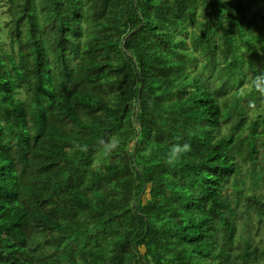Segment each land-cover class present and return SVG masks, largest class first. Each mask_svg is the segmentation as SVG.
I'll use <instances>...</instances> for the list:
<instances>
[{"label":"trees","instance_id":"trees-1","mask_svg":"<svg viewBox=\"0 0 264 264\" xmlns=\"http://www.w3.org/2000/svg\"><path fill=\"white\" fill-rule=\"evenodd\" d=\"M3 1L0 264H264V0Z\"/></svg>","mask_w":264,"mask_h":264},{"label":"clouds","instance_id":"clouds-1","mask_svg":"<svg viewBox=\"0 0 264 264\" xmlns=\"http://www.w3.org/2000/svg\"><path fill=\"white\" fill-rule=\"evenodd\" d=\"M251 84L256 92L260 93L261 95H264V72L257 74L251 81ZM176 139L178 140L179 138ZM99 143H100V147L98 151L102 154L105 160H110L113 157V155L120 150V146H121L120 141L116 137H112L108 140H101ZM76 148L78 151L81 152L88 151L87 145L78 144ZM191 151H192V146L189 143H183V144L179 142L172 143L169 151L166 153L165 162L169 166H174L181 161V159L184 157L185 154L190 153ZM255 183L257 185L261 184L259 181H256V179H255Z\"/></svg>","mask_w":264,"mask_h":264},{"label":"rangeland","instance_id":"rangeland-1","mask_svg":"<svg viewBox=\"0 0 264 264\" xmlns=\"http://www.w3.org/2000/svg\"><path fill=\"white\" fill-rule=\"evenodd\" d=\"M8 21V17L5 13V5H4V1L3 0H0V38H1V42H3L6 37H5V34H6V27H5V23ZM177 37L178 38H183V32L181 33H178L177 34ZM196 61H197V68H201V66L204 64V59L197 55V58H196ZM204 73L206 75H209L210 74V70L207 68ZM196 74H198L196 72ZM193 79H190L189 80V84H193ZM251 89V83H248V84H244L241 86V92H243L244 90L246 91H250ZM19 96H22V94H20ZM243 106H242V109L244 110V112L246 113V117L249 119L253 116H255L259 110H260V106L264 103V101L262 99H258L256 97H248L244 100L243 102ZM76 167L77 169L81 167V160H78L77 163H76ZM95 172L94 171H91V172H88L87 175H94Z\"/></svg>","mask_w":264,"mask_h":264}]
</instances>
